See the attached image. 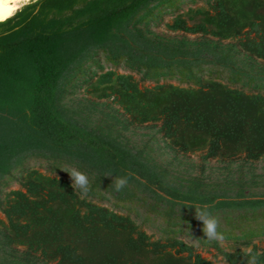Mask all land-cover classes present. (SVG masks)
<instances>
[{"label": "rangeland", "instance_id": "rangeland-1", "mask_svg": "<svg viewBox=\"0 0 264 264\" xmlns=\"http://www.w3.org/2000/svg\"><path fill=\"white\" fill-rule=\"evenodd\" d=\"M72 10L63 15L75 25L84 18ZM120 34L140 51L178 62L169 69L139 66L95 49L62 79L57 107L141 155L154 182L139 178L116 190L113 177L83 164L25 152L22 163L0 179V264H46L39 253L8 246L3 210L14 193H26L24 184L47 186L53 179L81 202L126 220L117 234L98 238L108 248L88 252L84 264H106L105 253L115 264H246L248 247L264 264V0H168ZM233 92L244 95L243 122L227 119L224 104ZM195 112L213 127L179 121L171 125L175 136H167L171 115L194 119ZM18 115L0 110V136L9 137ZM73 169L87 177L86 193L72 184ZM191 205L209 208L223 239L203 234Z\"/></svg>", "mask_w": 264, "mask_h": 264}, {"label": "trees", "instance_id": "trees-1", "mask_svg": "<svg viewBox=\"0 0 264 264\" xmlns=\"http://www.w3.org/2000/svg\"><path fill=\"white\" fill-rule=\"evenodd\" d=\"M79 1L83 5L74 9ZM167 1L32 0L0 22V32L13 30L0 36V110L19 114L9 137L0 136V179L22 163L25 152L33 150L45 151L44 157L83 164L101 176L127 175L128 182L139 178L154 182L151 168L141 155L65 117L57 107V94L62 79L95 49L107 50L112 58L128 57L139 66L169 69L176 64L178 61L172 58L164 60L147 50L140 51L120 34L128 24L147 19L154 7ZM64 10L84 19L67 24L74 18L65 17ZM233 94L235 97H227L224 104L227 119L243 122L244 95ZM183 114L168 115V137L175 136L171 125L179 121L194 124L197 129L213 127L197 112L194 119ZM23 186L26 193H14L16 199L3 210L8 222L4 238L9 247L24 246L39 253L46 264H84L88 252L107 247L98 238L117 234L124 227V218L81 202L56 179L47 186L32 182ZM113 257L105 253L104 263L115 264Z\"/></svg>", "mask_w": 264, "mask_h": 264}, {"label": "clouds", "instance_id": "clouds-1", "mask_svg": "<svg viewBox=\"0 0 264 264\" xmlns=\"http://www.w3.org/2000/svg\"><path fill=\"white\" fill-rule=\"evenodd\" d=\"M70 179L72 184L81 190L82 193H86L89 188V181L87 177L79 170L73 169L70 173ZM127 175L115 176L112 179L113 186L116 190L121 189L127 183ZM195 207V216L202 224L203 234L208 239H223L221 233L217 232V219L212 215L208 207L193 206ZM258 252H255L251 247H248L243 252L246 264H257Z\"/></svg>", "mask_w": 264, "mask_h": 264}, {"label": "bare ground", "instance_id": "bare-ground-1", "mask_svg": "<svg viewBox=\"0 0 264 264\" xmlns=\"http://www.w3.org/2000/svg\"><path fill=\"white\" fill-rule=\"evenodd\" d=\"M32 0H0V22L11 18L22 6Z\"/></svg>", "mask_w": 264, "mask_h": 264}]
</instances>
